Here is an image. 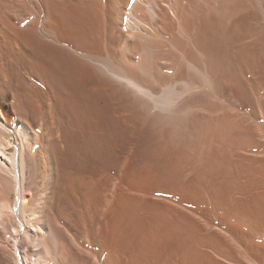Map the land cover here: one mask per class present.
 Masks as SVG:
<instances>
[{"label": "bare ground", "instance_id": "1", "mask_svg": "<svg viewBox=\"0 0 264 264\" xmlns=\"http://www.w3.org/2000/svg\"><path fill=\"white\" fill-rule=\"evenodd\" d=\"M0 264H264V0H0Z\"/></svg>", "mask_w": 264, "mask_h": 264}, {"label": "rangeland", "instance_id": "2", "mask_svg": "<svg viewBox=\"0 0 264 264\" xmlns=\"http://www.w3.org/2000/svg\"><path fill=\"white\" fill-rule=\"evenodd\" d=\"M17 250H19V249H17Z\"/></svg>", "mask_w": 264, "mask_h": 264}]
</instances>
